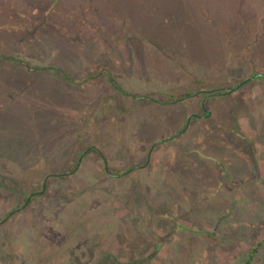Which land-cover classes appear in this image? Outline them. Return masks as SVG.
I'll return each mask as SVG.
<instances>
[{
  "label": "rangeland",
  "instance_id": "374dc122",
  "mask_svg": "<svg viewBox=\"0 0 264 264\" xmlns=\"http://www.w3.org/2000/svg\"><path fill=\"white\" fill-rule=\"evenodd\" d=\"M93 1L0 0V264H264V0Z\"/></svg>",
  "mask_w": 264,
  "mask_h": 264
},
{
  "label": "trees",
  "instance_id": "16d2710c",
  "mask_svg": "<svg viewBox=\"0 0 264 264\" xmlns=\"http://www.w3.org/2000/svg\"><path fill=\"white\" fill-rule=\"evenodd\" d=\"M10 6L11 7H7V10L2 12L1 14L3 15L8 14L9 17L11 18L20 16L23 19L27 18L28 21L31 18L33 19V21L31 22L33 23L32 31H34L37 28H43V29L45 28L47 34L49 33V30H50L52 31L51 33L58 32V33L64 34L65 35V36L63 35L64 37L71 38V40H76L75 37L77 38L80 37L78 31H80V33L84 31L85 25L86 27H88V29L91 27V25L93 26V28L91 27V29H95L94 27L97 28L98 24H99L98 30H102L101 28L104 27V26L102 27L100 26L99 17L101 14L105 13L106 11H104L101 8V4L94 3L93 0H49L48 2H46L45 0H29L27 6L22 9H14L13 4H11ZM60 8L63 11L61 16H59L58 19L55 18L52 21L53 17L52 16L50 17L49 15L52 14L53 11L55 10L58 11ZM110 14L109 15L107 14V15L110 16ZM88 16L90 18H88ZM16 26L17 25L11 26L10 28L11 30H6L5 32V34L9 35L11 40H14V35L17 33L15 30L18 28V26L17 27ZM19 27L20 28L18 29L24 30L25 34H29V35L31 34L30 29L28 27L26 26H19ZM74 27L78 29L76 31L78 32V34L75 32V35L72 36L70 32H72L73 29L75 30ZM93 31L95 32V30ZM0 56L5 57V60L10 59L13 61L20 62L17 59L18 57L16 56H12L9 54H0ZM38 68L45 69L44 67H38ZM56 69H58L59 71V68H56ZM260 77H263V76H260ZM110 80L112 82L115 81L113 77H110ZM116 84L117 83H115L116 87H118L119 89H122L119 84L117 85ZM32 86L31 88L34 89L35 87L34 86L32 87ZM0 119L2 123H8V122L3 121V118H0ZM160 141H158L155 144V146L159 144ZM91 150L95 151L102 158L104 157V155L100 152V150L97 147L92 146ZM75 166L76 164L73 165L72 168L74 169ZM131 167H134V166H131ZM47 185H48V182H47ZM257 248L258 247L254 248L255 252L257 251Z\"/></svg>",
  "mask_w": 264,
  "mask_h": 264
},
{
  "label": "water",
  "instance_id": "95a60500",
  "mask_svg": "<svg viewBox=\"0 0 264 264\" xmlns=\"http://www.w3.org/2000/svg\"><path fill=\"white\" fill-rule=\"evenodd\" d=\"M258 76H263V77H264V73H262V72H255V73H253L251 76H249L248 78H245L244 80H242L241 82L237 83L235 86H232V87L228 88L227 90H223V91L215 90V92L212 91V92L207 93V95L203 98L204 100H203V102H202V105H203L204 111L206 112V115L211 114V110H209L208 108L205 107V101H206V98L208 97V95H211V94H214V95H215V94H226V93L233 92V91H235L237 88H239L240 86H242L243 84L247 83L248 81H250V80H252L253 78L258 77ZM192 116H198V117H199V116H202V115H199V114H196V113L190 114L189 117H188V120H187V125H186V127L189 125V122H190ZM181 131H182V130H181ZM181 131H179V132H177L176 134H174L173 137H175L176 135H178ZM160 140H161V139L156 140V141L152 144V146H151V148H150V151L152 150L153 146H154L158 141H160ZM94 147H95V146H94ZM150 153H151V152H149V154H148V157H149V158H151V157L149 156ZM82 156H83V154H82ZM82 156L80 157L79 161L77 162L76 167L80 164L81 159H82ZM149 158L147 159V163H148V161H149ZM103 159H105V158L103 157ZM104 161H106V160H104ZM138 166H139V165L134 166V167H131V168H129V170H132L133 168H136V167H138ZM105 168L108 170V167H107V163H106V162H105ZM46 180H47V177H46V179H45V181H44V185H43L42 191H44V189H45V183H46ZM14 211H15V210H14ZM14 211H13V212H14Z\"/></svg>",
  "mask_w": 264,
  "mask_h": 264
},
{
  "label": "flooded vegetation",
  "instance_id": "af4514ba",
  "mask_svg": "<svg viewBox=\"0 0 264 264\" xmlns=\"http://www.w3.org/2000/svg\"><path fill=\"white\" fill-rule=\"evenodd\" d=\"M205 96H206V95H204V97H205ZM208 97H209V96H208ZM208 97H207V98H208ZM206 100H207V99H206ZM193 117H194V116H192V118H193ZM192 118H191V119H192ZM117 174H120V173H115V175H117ZM45 187H46V183H45ZM40 191H42V189H41ZM40 191H37V192H40ZM35 192H36V191H35ZM4 219H6V217H5Z\"/></svg>",
  "mask_w": 264,
  "mask_h": 264
}]
</instances>
